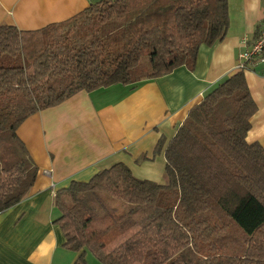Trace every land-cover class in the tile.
<instances>
[{
	"label": "trees",
	"instance_id": "16d2710c",
	"mask_svg": "<svg viewBox=\"0 0 264 264\" xmlns=\"http://www.w3.org/2000/svg\"><path fill=\"white\" fill-rule=\"evenodd\" d=\"M227 29L228 0H99L36 30L0 24V214L35 182L17 135L28 117L78 92L133 91L181 66L192 71L199 48ZM256 111L244 72H234L177 127L163 184L117 163L58 190L54 224L72 264L86 253L100 264H264V149L246 142Z\"/></svg>",
	"mask_w": 264,
	"mask_h": 264
},
{
	"label": "crops",
	"instance_id": "0c3cea01",
	"mask_svg": "<svg viewBox=\"0 0 264 264\" xmlns=\"http://www.w3.org/2000/svg\"><path fill=\"white\" fill-rule=\"evenodd\" d=\"M99 0H0V24L40 29L64 21ZM264 0H228V29L211 46H201L192 71L129 86L78 92L63 103L28 117L17 129L37 167L28 197L0 214V264H72L73 251L54 224L55 193L72 181L87 182L98 171L124 164L139 180L164 183V149L191 107L232 75L240 40H255ZM244 77L257 111L247 143L264 149V68ZM164 145L154 153L158 141ZM48 173V174H46ZM75 254V255H74Z\"/></svg>",
	"mask_w": 264,
	"mask_h": 264
},
{
	"label": "built area",
	"instance_id": "2783aa9c",
	"mask_svg": "<svg viewBox=\"0 0 264 264\" xmlns=\"http://www.w3.org/2000/svg\"><path fill=\"white\" fill-rule=\"evenodd\" d=\"M240 44L242 50L237 55L233 72H245L258 66L264 68V8L258 25L257 38L250 42L247 37H243L240 40Z\"/></svg>",
	"mask_w": 264,
	"mask_h": 264
},
{
	"label": "rangeland",
	"instance_id": "374dc122",
	"mask_svg": "<svg viewBox=\"0 0 264 264\" xmlns=\"http://www.w3.org/2000/svg\"><path fill=\"white\" fill-rule=\"evenodd\" d=\"M121 23V21L120 20H114V22L112 23V26H114V27H116V26H118L119 24ZM110 28H112V27H110ZM105 200H107V202L110 204V205H112V206H114V207H116V209L119 211V213L120 212H123L125 209H127V206L126 205H124V204H120V203H118V202H116V201H113V200H108V198H106ZM75 253V252H74ZM76 254V253H75ZM74 254V255H75ZM85 264H100L98 261H97V259L93 256V255H91L90 253H86V255H85Z\"/></svg>",
	"mask_w": 264,
	"mask_h": 264
}]
</instances>
